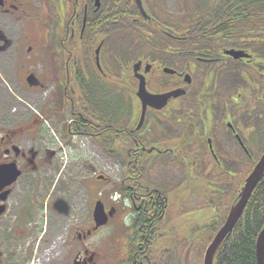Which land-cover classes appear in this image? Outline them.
Segmentation results:
<instances>
[{
  "label": "flooded vegetation",
  "instance_id": "af4514ba",
  "mask_svg": "<svg viewBox=\"0 0 264 264\" xmlns=\"http://www.w3.org/2000/svg\"><path fill=\"white\" fill-rule=\"evenodd\" d=\"M239 12V0H0V264H180L210 241L219 196L239 190L264 139V22ZM35 24L41 43L25 34ZM141 82L177 97L142 114ZM80 175L97 198L73 214Z\"/></svg>",
  "mask_w": 264,
  "mask_h": 264
},
{
  "label": "trees",
  "instance_id": "16d2710c",
  "mask_svg": "<svg viewBox=\"0 0 264 264\" xmlns=\"http://www.w3.org/2000/svg\"><path fill=\"white\" fill-rule=\"evenodd\" d=\"M241 22L251 17L264 22V0H239ZM198 11L200 6H197ZM243 217L234 231L225 240L214 264H257L255 243L264 227V176L252 193Z\"/></svg>",
  "mask_w": 264,
  "mask_h": 264
},
{
  "label": "rangeland",
  "instance_id": "374dc122",
  "mask_svg": "<svg viewBox=\"0 0 264 264\" xmlns=\"http://www.w3.org/2000/svg\"><path fill=\"white\" fill-rule=\"evenodd\" d=\"M194 4V3H193ZM195 5V4H194ZM166 8V10H169V11H172V12H183L185 11L184 9H182V5L181 4H173L171 2L167 3V5L164 6ZM40 19L39 18V22H40ZM184 23V19H181ZM37 24H35L33 26V28L29 29L27 32H25V34L27 35H31L32 36V42L33 43H41L42 39L44 40L45 39V34L41 31V29H39L40 27L36 26ZM22 29V27H20ZM43 33H41V32ZM44 35V37H43ZM14 36H17L16 34H14ZM119 51H121L122 55L124 53V51L122 49H119ZM18 103L22 104V101H18ZM186 108H191V106H187ZM180 109L181 110H185L184 109V106L183 104L180 106ZM251 144H252V148L254 151H259V152H254L252 153V158H253V161L251 160L250 164L247 160H243L241 158V155H240V152H237V157H238V162L242 163L243 166L241 168H244L246 167L248 164L249 166L247 167V169L241 173H239V179L237 178L236 181L238 182H242L249 174H250V170L252 169V166H254L255 163H257L258 159L260 158V156L264 153V139H259V140H251ZM100 157H102L101 155H99ZM100 157H96V156H93L92 158L95 160L94 161V164L96 165L97 162H100V160H102V158ZM206 163H210L211 164V159L210 158H207V161ZM212 165V164H211ZM249 168V169H248ZM103 171V169H101ZM100 171V172H102ZM105 172V173H104ZM102 173L104 174H107L108 176L110 175V177L112 176L113 178L116 177V175L118 174L117 172L113 171L112 169H107L106 171H104ZM229 174V172H228ZM230 176H232L231 174H229ZM82 180V175H80V178L78 181H74L73 180V183H71L72 185H70V189L72 188V191H70L71 194H74L75 195V198L74 200L72 201L73 202V207H72V210H73V214H75L74 212L75 211H78V213L80 211L86 213V210H87V205H91V203L93 202L92 199H94L96 197V194H95V191L94 189L92 188V191L90 192V196H89V193L84 189V186L82 185L83 181ZM231 180V179H229ZM107 186L105 185H102L101 189H99L98 191H100V193H102V197L104 199H106V191H107ZM236 189H234L233 191L229 192L228 194H222L221 196H219V199L218 201L220 200V198L223 200V197L224 196H227V203H226V206H228L230 203V201L234 200L235 196H236ZM97 198V197H96ZM108 200V199H107ZM200 199H197V200H193L192 203H198ZM230 206V205H229ZM228 206V207H229ZM227 207H220L218 208V210L215 211V214L213 215L214 220L216 223L214 225V228L212 230V232L215 233L217 232V230H219L220 226L221 225L220 223L224 220V216H225V212L226 210H228V208L226 209ZM230 208V207H229ZM221 214L220 216V222L217 221V215ZM227 214V213H226ZM217 225V226H216ZM219 226V227H218ZM212 234L209 235V237L211 236ZM213 235V236H214ZM212 236V237H213ZM206 236H201L199 237V247H198V250L197 251H194V253L192 255H189V257L185 256L181 261H180V264H203V254L205 252V248L206 246L209 244V242L212 240V237L210 238L211 240L208 242L207 239H205ZM179 264V263H178Z\"/></svg>",
  "mask_w": 264,
  "mask_h": 264
},
{
  "label": "water",
  "instance_id": "95a60500",
  "mask_svg": "<svg viewBox=\"0 0 264 264\" xmlns=\"http://www.w3.org/2000/svg\"><path fill=\"white\" fill-rule=\"evenodd\" d=\"M1 38V37H0ZM144 83H140L139 92L141 93V102L143 103V112H145L146 106H152L157 110H160L163 106L166 105V101L169 100L172 96H175L174 93L161 96H149L144 90ZM264 176V154L260 157V160L255 165L254 169L250 172V176L245 180L244 186L241 188L237 199L231 205L230 211L227 215V219L224 224L220 227L219 232L213 238V241L206 248V252L203 257V264H214V258L219 251L221 243L231 234L232 230L238 224L241 219L247 203L251 198V193L253 190L260 184L262 177ZM94 217L97 227L102 226L106 223V215L103 210V204L97 203L94 208ZM258 239L256 241L255 249V258L257 259V264H264V227L263 230L259 233Z\"/></svg>",
  "mask_w": 264,
  "mask_h": 264
},
{
  "label": "bare ground",
  "instance_id": "6f19581e",
  "mask_svg": "<svg viewBox=\"0 0 264 264\" xmlns=\"http://www.w3.org/2000/svg\"><path fill=\"white\" fill-rule=\"evenodd\" d=\"M262 230H263V229H262ZM262 230H261V231H262ZM261 231H260V232H261ZM260 232H259V233H260ZM258 235H259V234H258ZM257 237H259V236H257ZM257 239H258V238H257ZM256 241H257V240H256ZM255 245H256V243H255Z\"/></svg>",
  "mask_w": 264,
  "mask_h": 264
}]
</instances>
